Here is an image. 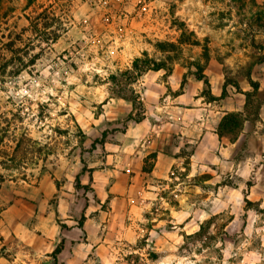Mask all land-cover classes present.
Masks as SVG:
<instances>
[{
    "label": "rangeland",
    "instance_id": "1",
    "mask_svg": "<svg viewBox=\"0 0 264 264\" xmlns=\"http://www.w3.org/2000/svg\"><path fill=\"white\" fill-rule=\"evenodd\" d=\"M2 2L0 151L12 156L22 140L25 149L17 156L25 164L0 167L6 177L0 223L13 197L47 188L45 176L60 195H73L69 204L53 199L32 217L27 214L34 209L11 213L15 234L7 239L1 234L7 224L0 226L3 264H54L52 253L63 240L57 264H264V145L254 134L264 137V4L92 0L83 8L79 0ZM12 10L17 18H2ZM144 54L167 65L150 72L168 76L179 68L186 76L206 75L214 85L222 81L228 97L250 93L245 114L224 116L222 101L208 106L217 121L230 117L227 138L241 142L227 156L241 162L219 163L218 174L208 167L203 178L158 179L142 174L153 166L149 156L142 168L134 163V177L122 188L124 159L145 142L126 135L133 111L113 97L109 78ZM246 119L251 131L244 137ZM103 133L105 146L92 148ZM83 170L81 182L89 188L77 192ZM114 182L117 192L101 204L94 189L109 191ZM48 237L54 242L49 247L37 242Z\"/></svg>",
    "mask_w": 264,
    "mask_h": 264
},
{
    "label": "crops",
    "instance_id": "2",
    "mask_svg": "<svg viewBox=\"0 0 264 264\" xmlns=\"http://www.w3.org/2000/svg\"><path fill=\"white\" fill-rule=\"evenodd\" d=\"M2 1L14 3L19 0ZM79 1L83 3V8H86L92 0ZM138 1L142 0H130L128 2ZM257 2L264 4V0H257ZM11 18H17L15 10H12L7 16V19ZM259 80L262 83L264 82V73L263 78ZM210 84L212 85V95L217 99L221 98L224 91L223 82L217 79L214 85V81L210 79ZM204 86L203 81H199L196 76H186L184 71L179 68H175L173 73L168 76L161 72H149L138 81L135 88H139L137 92L140 94L145 107V118L139 123L129 124L126 128V135L135 137L136 142L144 141L145 144L143 145L144 149L137 150L135 156L124 159L125 171L120 174L119 179L123 189H127L130 178L134 177L133 175L136 172L134 163L141 162L142 168L149 156H151L150 160L153 162V166L150 172L142 171V174L158 179L179 178V175L188 179L203 178L205 172L202 170L208 167L218 174V170H220L219 163H230L235 167L237 163L241 162L234 154L227 156L229 149L233 151L241 141L240 138L233 141L227 138L228 136L221 135L219 124L223 119L217 121L216 115L209 113L208 106H211L212 102H207L203 97ZM246 93V91L237 92L231 97L226 96L218 100L225 105L226 111L223 115L225 116L229 112L245 114L248 99ZM117 101L125 102L130 108L129 112L133 111L131 102L123 99ZM245 123V129L241 132V136L247 137L248 134L246 133L251 131L247 129V125L250 123L247 119ZM254 134H257L255 137L256 143L261 146L260 142H262L264 145V137L260 136L257 131H254ZM226 138L229 139L228 143L223 141ZM146 144L149 151L145 148ZM127 145L128 143L125 144V147ZM189 149L190 153L186 154ZM44 183L47 188L31 189L29 194L24 195L23 198L13 197L7 202L1 214L0 226L4 227L7 224V230L1 233L2 236L7 234L8 239L10 234H15V230L10 232L9 219L12 217L11 213L17 210L21 212L23 208L34 209V214H27V216L32 217L38 208L49 205V202L53 199L63 205L72 202L73 195L64 192H61L60 195L59 189L53 183H50V179L46 176L43 177ZM82 185L87 184L82 182ZM118 188V185L114 182L109 191L95 188L94 193L102 204L108 200L110 194L117 192ZM0 191V198H3V190ZM23 215V213H20L19 217H23ZM41 239L38 238L37 242L42 246L47 245L49 247L54 244L51 237ZM36 249L39 250L40 247ZM4 261H6L5 258L0 257V264H3Z\"/></svg>",
    "mask_w": 264,
    "mask_h": 264
},
{
    "label": "trees",
    "instance_id": "3",
    "mask_svg": "<svg viewBox=\"0 0 264 264\" xmlns=\"http://www.w3.org/2000/svg\"><path fill=\"white\" fill-rule=\"evenodd\" d=\"M2 18H7V17H2ZM164 43H160L159 47L163 45ZM166 44V43H165ZM167 65L162 64V63H157L155 60H151L148 58L147 54H144L143 57L140 58H135L133 61L132 67L129 70L126 71H119L117 74L112 75L109 80L112 82V95L114 98L117 99H123L127 100L132 103L133 105V112L129 115L128 120L129 121H134L136 123L141 122L145 118V107L144 104L141 100V96L139 93H137L133 86L138 83V81L148 72L150 71H161V70H166ZM169 70V69H168ZM170 71V70H169ZM197 79L199 81H203L205 85V90H204V96L208 99L209 102H214L218 101L220 99H223L226 97V87L224 88L222 97L217 99L215 98L212 93H211V84L206 75L199 74L197 75ZM126 92V93H123ZM130 93V95H127ZM247 98L250 97V93H246ZM138 108H140L143 112L139 113V117L137 119L134 118V111H137ZM226 116H229L228 114ZM230 121V117L227 119L225 117L221 124L219 125L220 133L221 135H226L228 136L229 132V127L227 125H224V122ZM230 126V125H229ZM106 139H107V133H103L102 139L96 140L92 148H96V146H101L104 147L106 144ZM2 144V141H0V146ZM25 149V143H23L22 140H17L15 143L14 147V153L12 156H10L6 152H1L0 155H3V160L0 161V167H4L5 169H8L7 167H14V168H19L22 167L23 164H25V161L18 157L17 155L22 152V150ZM11 165V166H10ZM10 169V168H9ZM93 171H90V173ZM85 171L83 170L75 180V190L81 191V190H88L89 186L88 185H82L81 182V176L85 175ZM92 178V177H90ZM6 181L5 175H0V189L2 188L3 183ZM2 210H0L1 212ZM84 220L85 217L83 216L82 219L79 221V228L83 230L84 228ZM64 251V240L60 243V245L56 248V250L52 253V258L54 260V264L58 263V258L59 256L63 253ZM0 257H2L0 255Z\"/></svg>",
    "mask_w": 264,
    "mask_h": 264
},
{
    "label": "built area",
    "instance_id": "4",
    "mask_svg": "<svg viewBox=\"0 0 264 264\" xmlns=\"http://www.w3.org/2000/svg\"><path fill=\"white\" fill-rule=\"evenodd\" d=\"M128 1H130V0H128Z\"/></svg>",
    "mask_w": 264,
    "mask_h": 264
}]
</instances>
